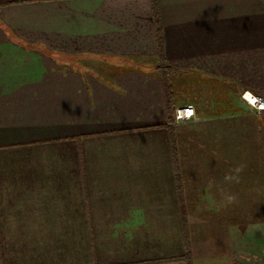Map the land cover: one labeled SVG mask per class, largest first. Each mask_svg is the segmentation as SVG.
Wrapping results in <instances>:
<instances>
[{
	"label": "crops",
	"instance_id": "obj_1",
	"mask_svg": "<svg viewBox=\"0 0 264 264\" xmlns=\"http://www.w3.org/2000/svg\"><path fill=\"white\" fill-rule=\"evenodd\" d=\"M157 9L161 51L152 0H0V264H264V0Z\"/></svg>",
	"mask_w": 264,
	"mask_h": 264
},
{
	"label": "rangeland",
	"instance_id": "obj_2",
	"mask_svg": "<svg viewBox=\"0 0 264 264\" xmlns=\"http://www.w3.org/2000/svg\"><path fill=\"white\" fill-rule=\"evenodd\" d=\"M250 111L251 110H249V116H250L249 120L250 122H252L255 121L253 119L256 116ZM255 140L259 144L261 150L260 151L257 150L258 153V161L256 160L257 163L254 162V165H251L248 168V175L250 177V182L248 183V190L245 191V189L243 188V193L245 191V193L247 194H243L239 191V193H241L242 196L241 200L239 199L240 200L239 202H241L240 206L246 208L248 207V212L253 210L256 211L260 210L261 211L260 214L264 215V174L262 173L263 176L261 178H257V176L259 177L260 175V170L261 171L262 169L264 170V168H262L264 166V142H263L264 139L261 135L257 134L255 135ZM257 166H259V168Z\"/></svg>",
	"mask_w": 264,
	"mask_h": 264
},
{
	"label": "built area",
	"instance_id": "obj_3",
	"mask_svg": "<svg viewBox=\"0 0 264 264\" xmlns=\"http://www.w3.org/2000/svg\"><path fill=\"white\" fill-rule=\"evenodd\" d=\"M240 101L255 116H264V97L250 91H244L240 94ZM175 124L192 123L196 119L194 107L192 105H181L173 108Z\"/></svg>",
	"mask_w": 264,
	"mask_h": 264
},
{
	"label": "trees",
	"instance_id": "obj_4",
	"mask_svg": "<svg viewBox=\"0 0 264 264\" xmlns=\"http://www.w3.org/2000/svg\"><path fill=\"white\" fill-rule=\"evenodd\" d=\"M152 4H153L154 24H155L156 34L158 37V43L160 45V51H161L160 23H159L158 9H157V0H152ZM160 56H162V55H160ZM158 69L160 70L164 80L168 81L167 78L170 77L169 75L171 74V71L162 64L159 65ZM167 114H168L167 126L170 129V131H172V128H173L175 122H174V116H173V109H171V107L169 105H168ZM184 259L187 262V264H189V262H190V253L189 252L186 253V256L184 257Z\"/></svg>",
	"mask_w": 264,
	"mask_h": 264
},
{
	"label": "clouds",
	"instance_id": "obj_5",
	"mask_svg": "<svg viewBox=\"0 0 264 264\" xmlns=\"http://www.w3.org/2000/svg\"><path fill=\"white\" fill-rule=\"evenodd\" d=\"M244 165H239V166H237L235 169H234V173L236 174L235 176H227L226 177V179L227 180H232V179H236V180H238L239 179V173H241L242 171H243V169H244ZM227 201L229 202V203H233V202H235L236 201V196L235 195H229L228 197H227Z\"/></svg>",
	"mask_w": 264,
	"mask_h": 264
}]
</instances>
